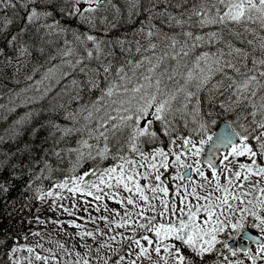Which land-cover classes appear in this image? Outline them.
<instances>
[{"label":"snow or ice","instance_id":"6c2138e0","mask_svg":"<svg viewBox=\"0 0 264 264\" xmlns=\"http://www.w3.org/2000/svg\"><path fill=\"white\" fill-rule=\"evenodd\" d=\"M0 264H264V0H0Z\"/></svg>","mask_w":264,"mask_h":264},{"label":"rangeland","instance_id":"374dc122","mask_svg":"<svg viewBox=\"0 0 264 264\" xmlns=\"http://www.w3.org/2000/svg\"><path fill=\"white\" fill-rule=\"evenodd\" d=\"M89 199H91V198H89ZM113 206H117V205H113ZM38 214L41 216H44V215L55 216L56 215V213L54 211H48V209L46 207L42 208ZM61 218H63V217H61ZM78 222L83 223V221H78ZM100 223L102 224L103 222H100ZM39 227H44V226L40 225ZM48 227L51 229L55 226L49 225ZM65 227L68 229V232H75L76 231V229L74 227H68L67 225H65ZM88 227H93V225L89 223ZM60 238H62V239L66 238V234H64Z\"/></svg>","mask_w":264,"mask_h":264},{"label":"water","instance_id":"95a60500","mask_svg":"<svg viewBox=\"0 0 264 264\" xmlns=\"http://www.w3.org/2000/svg\"><path fill=\"white\" fill-rule=\"evenodd\" d=\"M206 147H207V145H206ZM235 239H237V240H238V239H239V237H237V238H235Z\"/></svg>","mask_w":264,"mask_h":264}]
</instances>
